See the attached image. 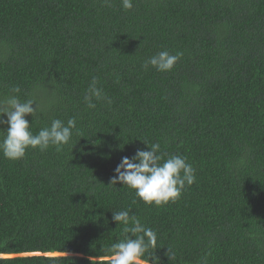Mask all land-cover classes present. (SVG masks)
Returning a JSON list of instances; mask_svg holds the SVG:
<instances>
[{"label": "trees", "instance_id": "trees-1", "mask_svg": "<svg viewBox=\"0 0 264 264\" xmlns=\"http://www.w3.org/2000/svg\"><path fill=\"white\" fill-rule=\"evenodd\" d=\"M164 50L174 67L145 70ZM93 77L111 105L87 108ZM14 86L33 134L76 128L59 152H0V264H108L129 209L161 264H264V0H0V98ZM143 141L195 169L174 202L109 185Z\"/></svg>", "mask_w": 264, "mask_h": 264}, {"label": "clouds", "instance_id": "clouds-1", "mask_svg": "<svg viewBox=\"0 0 264 264\" xmlns=\"http://www.w3.org/2000/svg\"><path fill=\"white\" fill-rule=\"evenodd\" d=\"M121 5L123 9L131 10L133 0H121ZM180 56V53L160 51L144 61L143 67L147 70L151 66L157 71L167 72L174 67ZM20 91L19 86H14L0 98V125H6V128L0 129V152L8 159L18 160L25 156L29 148L44 151L54 146L56 151H62L63 145L69 143L73 129L76 128V119L71 118L66 124L60 119H52L50 126L33 134L26 117L36 115L37 105L33 99L22 102L18 95ZM94 101H104L108 105L113 102L98 86L96 77L92 78L84 95L87 108L94 109ZM143 142L147 150L137 149L133 156L123 157L109 185L119 183L127 186L148 205L160 206L169 201L174 202L186 186L195 182V169L186 157L170 155L165 159L159 143L149 145ZM112 220L123 226L125 236L105 249L110 254L104 258L108 264H161L156 255V231L145 226L138 217L130 215V209L113 212ZM150 249L153 251L150 252Z\"/></svg>", "mask_w": 264, "mask_h": 264}, {"label": "rangeland", "instance_id": "rangeland-1", "mask_svg": "<svg viewBox=\"0 0 264 264\" xmlns=\"http://www.w3.org/2000/svg\"><path fill=\"white\" fill-rule=\"evenodd\" d=\"M54 256H56V255H54Z\"/></svg>", "mask_w": 264, "mask_h": 264}]
</instances>
